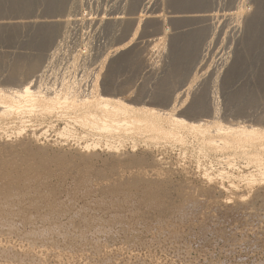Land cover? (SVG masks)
<instances>
[{
	"label": "rangeland",
	"instance_id": "374dc122",
	"mask_svg": "<svg viewBox=\"0 0 264 264\" xmlns=\"http://www.w3.org/2000/svg\"><path fill=\"white\" fill-rule=\"evenodd\" d=\"M139 1L137 8L132 10V0H83L85 14L87 12L88 18L91 16L96 21L103 15L109 18L123 14L133 19L144 14L138 34L134 33L135 25L126 30L125 22L123 25L104 22L98 26L80 21L68 28L70 39L63 49H81L85 42L88 47L90 44L86 59L87 86L91 85L94 72L101 69L103 56L110 52L111 56L101 69V90H105L106 75L111 74L105 92L125 98L133 105L166 110L178 97V116L188 120H218L223 125L236 126L240 122L257 121L255 116L240 115L238 100L244 91L258 86L256 110L264 116V80L251 84L247 72L236 71L239 33L234 28L235 19L224 14L234 10L231 0H221L220 7V0H214L209 8L220 13L221 19L225 18L212 21L213 26L208 28L210 36L201 43L199 58L181 56L176 61L177 67L171 50L167 46L166 50L162 49L156 40L163 35L164 26L173 35L196 24L183 29L184 23L172 21L174 16L180 15L175 13L180 8L170 0ZM43 3L36 0L31 11H11L10 1L0 0V22L45 21L47 4ZM66 11L55 16L60 19L68 14ZM81 11L80 8L76 13ZM152 15L160 18L155 20ZM12 30V27L0 28V32L3 31L0 33V88L18 89L26 76L18 74L14 81L7 77L20 55L37 53V50L28 47L27 27ZM121 44H126L125 48L114 54L116 46ZM51 52L47 50L43 59L47 60ZM223 52L226 61L219 57ZM116 61L123 62L113 63ZM46 64L44 61L43 65ZM228 70L233 72L230 78L226 76ZM188 84H192L193 89L185 101ZM164 91L168 96L161 102L156 93ZM197 97L205 102L207 110L193 115L188 109ZM217 102L220 112L216 119L212 108ZM65 125L64 121L54 119L22 132L16 124L6 125L0 131V184L20 185L17 183L22 178L30 185H44L43 191L50 192L51 201L61 210L60 231L45 239H26L23 243L37 249V256L20 253L10 257L0 250V264H264V187L225 179L222 189L213 188L215 185L207 182L202 173L206 169L214 173L228 170L222 157L198 162L193 151L181 145L180 148L167 146L149 150L143 145L133 149L126 144L117 150L99 147L85 151L79 146L83 141L81 137L61 135ZM71 129L84 134L83 129L74 124ZM186 149L188 152H183ZM125 179L137 182L128 185ZM31 200V195L27 194L20 205L11 207L8 220L21 231L0 233V243L21 241L26 235L22 231L50 227L42 219L48 213L47 198L38 210L30 208ZM195 200L202 202L204 207L192 220L183 210ZM25 214L31 217L30 221H23Z\"/></svg>",
	"mask_w": 264,
	"mask_h": 264
},
{
	"label": "bare ground",
	"instance_id": "6f19581e",
	"mask_svg": "<svg viewBox=\"0 0 264 264\" xmlns=\"http://www.w3.org/2000/svg\"><path fill=\"white\" fill-rule=\"evenodd\" d=\"M8 1H10L11 8L9 10L11 11H20L21 9L31 11L36 2V0ZM42 1L47 4V7L45 6L47 11L45 16L48 17L45 21L30 19L27 21L19 20L13 22L12 20L0 22V28L12 27V31H16L18 27H27L30 34L28 47L37 50V53L20 55L14 69L7 77L10 81H14L17 79L18 74L23 77L26 76V81L21 87L18 89L0 88V131L6 125L16 124L19 132H22L27 130L28 127L45 124L48 120L49 122H53L56 119V121H64L66 123L61 135L68 134L81 137L83 141L79 143V146L85 151H91L99 147L117 150L126 144H130V147L133 149L138 145H143L149 150L158 147L166 148L167 146L172 149V147H179L181 145V148L185 147L193 151V156L196 157L198 162L203 161L202 159L218 160L221 157L223 158L221 160L226 162L227 168L230 170L224 169L218 173H214L208 169L203 171L202 176L211 185H215L213 188L222 189L225 179H229L230 181L237 179L246 182L250 186L259 184L264 187V116L258 114L256 110L258 86L250 87L249 91H244L240 95V100H238L240 115L255 116L257 121L249 124L240 122L236 126L223 125L218 120H206L202 118L188 120L183 116H178L176 113L178 110V97L176 96L180 92L175 96L176 99L170 102V108L166 110L145 105H133L127 102L125 98L115 97L105 92L106 87H109L111 74L106 75L107 78L103 85L105 90L104 92L101 90V69L104 68L107 58L111 56V54H108L110 52L103 56L105 58L104 60L102 59L101 69L98 68V70L100 69L99 71L94 72V74L92 73L94 77L91 80V85L87 86V83H85L88 76L86 59H88L89 51L87 50L88 48L90 49V44L89 47L88 43L85 42L83 44V47L86 48L85 51H83V47L81 49L76 48L75 50H65L63 48L69 43L70 31L68 32V28L72 24H75V22L84 21L85 23H90V25L94 24L98 26L104 22L110 25L125 22L127 23L126 30L133 29V25H135L134 33L138 34L144 14H140L137 18L133 17V19H127L123 14L112 15L109 18L103 15V18L96 21L91 16L88 18L89 14L87 12L85 14L83 0ZM170 1L176 8L177 6L180 8L178 9L179 11L175 12L180 15H173L172 21L180 22V24L184 23L181 26L183 29L186 28L185 26L190 27L196 24V26L178 31L175 34L172 33L173 35L169 33V28L164 26V28L162 27L164 30L163 35L161 34L162 36L156 40L157 43L162 45V49L167 46L171 50L172 58L177 67V62L180 60L178 58L181 56L190 55L195 60L199 58L200 50L202 49L201 43L207 39L208 35L210 36L208 28L213 26V20L221 18L220 13H216V11L209 8L213 5L214 0ZM231 1L234 10L226 14L227 11L224 14L231 19H235L234 22L236 24L234 28L236 33H239V36L236 38V71L247 72L249 76L248 81L251 84L257 83L259 80H264V0ZM237 1L239 2L237 3ZM139 4V0H132V10L136 9ZM219 4H221V0ZM80 8L82 10L81 13H76ZM66 10H68L66 16L60 19L58 16H55L57 13ZM153 17H155V20L160 18V16ZM167 41H169L168 44ZM124 45L126 44L117 45L118 47L116 46L113 53H119V51L125 48ZM47 50L52 52L48 53L50 55L47 60H44L43 58H45L44 55ZM163 51L161 50V52ZM222 54L225 55V52L219 54V57L221 59L224 58L226 61V58ZM44 61L47 62L45 66L43 65ZM121 62L123 61L113 63ZM203 63L204 61L200 63V66ZM90 70L88 72L92 71ZM226 73L227 78H230L233 74L231 70H228ZM51 76L54 77L53 80H49ZM196 78L197 75L193 79L194 82ZM192 86V84L190 87L188 86V93L184 92L187 94L184 99L188 98L187 96H189L191 89H193ZM261 93L263 94V92ZM167 96L168 93L165 91L156 93V98L161 102H164ZM212 109L215 115L213 117L217 119V115L220 112L218 102L215 103ZM206 110L205 102L197 97L189 107L188 112L194 115ZM72 124L82 128L84 134L74 133L71 129ZM189 143L191 146L194 143L196 144L192 146V149H189ZM183 152L188 151L186 149ZM241 163L245 165L242 166L240 165ZM138 175L142 177L141 173H138ZM19 181L17 184L20 185L10 186L6 184L2 186L0 184V233L15 234L19 233V230L21 231L20 227L15 225L12 220H8V215L12 211L11 207L20 205L27 194L31 195L32 198L29 205L32 210H38L37 208L47 198L45 203L49 206L47 208L48 213L42 219L48 222L50 227L41 230L30 229L22 231L26 235L21 241H15L14 243L7 241L5 244L1 242L0 250L2 254L10 257H15L20 253L37 256V249L35 250L29 247V244L24 245L23 243L26 242V239L34 241L36 239H45L51 233L60 231L58 223L61 210L57 209V203L53 202V200L51 201L50 192L43 191L44 185H30L27 183L29 181H24L22 178ZM123 181L128 185L137 182L130 181L129 179ZM232 184L234 183L232 182ZM203 207L202 202L195 200L191 205L184 208L183 212L187 218L193 220L198 210H201ZM22 219L23 221H30L31 217L25 214ZM202 225L204 224L202 223ZM49 251L50 249L47 248L46 252ZM53 253H56V251Z\"/></svg>",
	"mask_w": 264,
	"mask_h": 264
}]
</instances>
